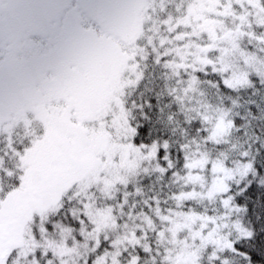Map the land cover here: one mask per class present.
<instances>
[{"label": "trees", "instance_id": "trees-1", "mask_svg": "<svg viewBox=\"0 0 264 264\" xmlns=\"http://www.w3.org/2000/svg\"><path fill=\"white\" fill-rule=\"evenodd\" d=\"M257 1L264 12V0ZM203 3L201 0H147L143 5L139 2L141 19L136 25L139 33L132 40L135 53L131 55L139 79L126 88L122 106L134 130L130 139L134 146H137L133 141L134 125L151 116L153 142L142 141L140 146L156 145L157 167L141 168L109 193L97 188L87 191L90 196L67 192L58 207L48 213L43 231H35L40 246L21 257L13 252L9 255L13 257L10 264H131L136 260L139 264H170L175 250L176 215L214 219L228 241L229 237L237 238L244 224L255 227L243 211L229 207L227 201L231 197L222 205L221 193L209 195L199 183L189 181L190 175L202 174L203 179L207 175L209 186L213 164L244 167L241 157L245 153L257 161L264 158V111L258 110L264 109V70L251 69L245 82L230 83L233 76L223 64L222 48L217 44L222 35L219 26L224 21L228 23L230 17L222 14L223 6L214 14L203 8ZM231 6L229 12L236 15L245 13V7L251 8L246 0L241 3L232 0ZM210 21H216V36L207 30ZM108 27L112 31L130 29ZM250 27H242V40L252 37L259 41L260 49L246 43L241 47L264 60V22ZM256 76L261 79L253 87L250 77ZM221 119L226 130L214 139L212 131ZM90 125L86 123L84 127ZM44 133L42 123L33 120L30 126L20 122L10 141L1 138L3 194L19 186L21 157L35 138L41 139ZM196 161L205 163L206 169L194 170ZM240 180L234 181L238 184ZM249 207L257 213L264 211V199L250 196ZM99 212L107 215L109 223L96 229L93 215ZM236 222H240L239 226ZM62 239L69 250L61 253L60 259L56 248ZM246 247L253 256L252 264H264L259 241ZM223 249L205 246L197 264H219L214 259L217 255L227 264H241L239 257Z\"/></svg>", "mask_w": 264, "mask_h": 264}, {"label": "rangeland", "instance_id": "rangeland-1", "mask_svg": "<svg viewBox=\"0 0 264 264\" xmlns=\"http://www.w3.org/2000/svg\"><path fill=\"white\" fill-rule=\"evenodd\" d=\"M128 1L116 4L118 8L125 6V14L111 13V4V18L105 21L111 29H130L112 31L99 20L100 0H0V142L20 122L30 126L33 120L42 123L47 139L45 146L35 141L23 154V174L17 188L3 194L0 181V264H7L13 252L21 257L40 246L35 231H43L48 213L67 192L83 196L95 187L106 193L116 183L124 184L134 177L142 162L151 160L146 166L157 167L156 145L142 150L127 144L133 133L122 97L139 79L129 62L135 53L132 40L139 33V2L143 5L147 0H134L129 10ZM218 1L204 3L211 11ZM246 1L253 6L244 8L246 14L231 13L227 5L229 22L219 26L222 46L217 44L222 48L224 66L232 73V84L245 82L248 68L264 70L255 54L240 47L242 27L264 22L259 2ZM215 22L210 21L207 28L213 36L217 34ZM245 40L257 44L252 37ZM86 122L93 123L88 130L84 129ZM220 130L218 125L217 133ZM57 139L76 152L82 167L70 164L66 170L69 151L58 147ZM212 173L209 194L224 193L229 180L243 176V168L226 170L216 164ZM189 181L206 183L200 175ZM96 218L101 228L109 223L102 212ZM173 221L176 246L170 264L196 263L203 247L221 243L214 219L176 215ZM57 246L61 259L69 247L65 239Z\"/></svg>", "mask_w": 264, "mask_h": 264}, {"label": "snow or ice", "instance_id": "snow-or-ice-1", "mask_svg": "<svg viewBox=\"0 0 264 264\" xmlns=\"http://www.w3.org/2000/svg\"><path fill=\"white\" fill-rule=\"evenodd\" d=\"M250 79L254 87L255 83L259 82L261 78L256 76L254 78L250 77ZM258 110L264 111V109L259 108ZM134 127L136 128V135L133 141L137 146H140L142 141H145L146 144L153 142L151 137L153 123L150 115L143 118V123L135 124ZM204 131L207 133L206 129ZM241 162L244 166L243 178L238 184L234 180L228 182L227 191L221 193L220 203L223 205L228 197H231L229 206L233 210L243 211L248 216L249 221L255 224V227L249 228L247 224H244L242 230L237 232V238L229 237V246L225 247L223 251L239 257L241 264H252L253 256L249 255L250 249L246 247V244L259 241L262 250L260 255L264 257V211L257 213L255 208L250 209L249 207L250 196L258 195L264 199V158L257 161L254 157L245 153L241 157ZM40 254L45 255L46 253L41 252ZM31 255H35V253H31ZM12 258V256L9 257L8 264H10ZM214 259L219 264H227L222 256L217 255ZM133 264H139V260L134 261Z\"/></svg>", "mask_w": 264, "mask_h": 264}]
</instances>
